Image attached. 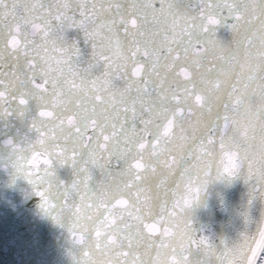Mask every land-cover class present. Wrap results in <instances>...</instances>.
Wrapping results in <instances>:
<instances>
[{"label":"snow or ice","instance_id":"1","mask_svg":"<svg viewBox=\"0 0 264 264\" xmlns=\"http://www.w3.org/2000/svg\"><path fill=\"white\" fill-rule=\"evenodd\" d=\"M0 170L73 264H264V0H0Z\"/></svg>","mask_w":264,"mask_h":264},{"label":"water","instance_id":"2","mask_svg":"<svg viewBox=\"0 0 264 264\" xmlns=\"http://www.w3.org/2000/svg\"><path fill=\"white\" fill-rule=\"evenodd\" d=\"M246 193L240 180L210 185L205 206L194 212L195 223L217 237L235 238L243 230L239 212ZM38 203L25 181L13 183L0 170V264H73L66 231L44 217ZM262 209L264 205H257L250 215L258 217Z\"/></svg>","mask_w":264,"mask_h":264}]
</instances>
